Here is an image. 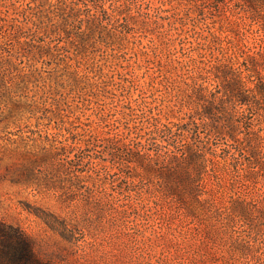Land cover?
<instances>
[{"label":"rangeland","instance_id":"obj_1","mask_svg":"<svg viewBox=\"0 0 264 264\" xmlns=\"http://www.w3.org/2000/svg\"><path fill=\"white\" fill-rule=\"evenodd\" d=\"M230 57L264 76V0H0V219L36 264H264V97L202 68ZM187 147L192 213L157 172Z\"/></svg>","mask_w":264,"mask_h":264},{"label":"trees","instance_id":"obj_2","mask_svg":"<svg viewBox=\"0 0 264 264\" xmlns=\"http://www.w3.org/2000/svg\"><path fill=\"white\" fill-rule=\"evenodd\" d=\"M244 61L238 57H230L225 62L212 63L209 61L207 64L204 63L202 68L211 72L216 80L226 81L225 88L228 92L239 102L245 103L250 92L255 95L259 93L264 97V76L260 70L251 65L250 67ZM243 71H247L244 79L241 76ZM249 71L252 77H249ZM228 73L232 75L226 78ZM246 78L253 83L250 87H245ZM204 89L208 90L211 96L213 89L208 88V85L203 82L198 83L197 90L202 92ZM203 97H206V94L199 93V98ZM216 109L218 106L214 104L213 99H207L194 111H188L184 116H181L182 120L177 121L176 125L182 132L196 129L194 134L197 135L200 124L198 118L211 117L217 111ZM164 131H171V128L168 127ZM130 154L132 156L133 151L127 149L125 158L129 159ZM200 158L196 149L187 147L180 155L166 157L165 164L157 170L159 183L163 190L178 202L179 207L191 213L199 210V207H203L206 200L201 197V194L204 191L207 170L204 166V159ZM148 164L151 166L150 161ZM36 262V254L26 233L0 219V264H36Z\"/></svg>","mask_w":264,"mask_h":264}]
</instances>
